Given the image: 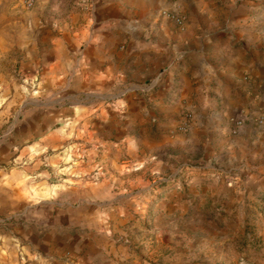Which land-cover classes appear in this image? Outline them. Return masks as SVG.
Wrapping results in <instances>:
<instances>
[{
  "label": "crops",
  "instance_id": "1",
  "mask_svg": "<svg viewBox=\"0 0 264 264\" xmlns=\"http://www.w3.org/2000/svg\"><path fill=\"white\" fill-rule=\"evenodd\" d=\"M49 1L39 0L42 14ZM72 1L66 29L42 26L21 51L23 86L37 97L27 103L16 134L8 141L7 133L0 136V214L7 213V191L15 205L22 200L13 175L36 174V165L52 159L34 156L32 146L62 147L70 130L105 147L135 145L149 129L159 137L149 156L158 160L156 168L176 159V151L185 152L184 165L198 164L183 173L189 192L177 199L176 192L166 194L137 218L147 223L142 238L104 232L98 207L106 202L87 201L90 208L75 220L95 224L88 232L44 234L39 241L56 244L64 264H217L219 254L234 255L237 221L264 214V128L253 121L264 111V0ZM13 2L7 0L8 13ZM189 110L190 129L180 131ZM235 119L247 120L237 135L230 128ZM93 153L78 156L90 161ZM15 156L39 161L7 170ZM83 162L96 176L116 168L97 172ZM38 232L21 235L30 254L37 252L31 246Z\"/></svg>",
  "mask_w": 264,
  "mask_h": 264
},
{
  "label": "rangeland",
  "instance_id": "2",
  "mask_svg": "<svg viewBox=\"0 0 264 264\" xmlns=\"http://www.w3.org/2000/svg\"><path fill=\"white\" fill-rule=\"evenodd\" d=\"M13 4L14 11L8 13L7 0H0V136L7 133V141L16 134L27 103H32L37 97L26 92L23 86L26 83L20 76L23 69L21 51H26L35 43V35L42 26L51 28L53 23H57L59 28L66 29L72 18L68 10L74 6L72 0H50L42 14L38 8L39 2L32 9L25 8L20 0H14ZM55 10L56 13H53ZM187 113L194 116L189 110L182 114V118ZM177 129L179 130V126ZM71 131L69 141L62 147L45 145L30 148L34 156H40L41 152L52 158L44 164L36 165V174L24 173L21 178L13 175L16 182L14 190L22 200L19 205H15L9 199L7 191V213L0 214V264H64V260L61 261V258L56 256V244L49 246L40 242L39 238L44 234L88 232L90 225L95 224L84 223L83 220L78 223L75 220L76 215L90 208L91 205L87 204V201L106 202L98 207L101 209L103 229H106L104 232L112 235L113 231L117 230L127 233L122 235L125 239H130L133 234L142 238L147 223L139 224L137 218L148 215L154 207V202L156 204L160 199H164L166 194L169 198L171 192H176L174 199H177L180 192H189V182L182 179L183 173L187 172V168L193 169L191 167L198 164L184 165L181 155L185 152L176 151L173 154L176 159L171 158L169 154L170 162L157 163L159 167L156 168L154 162L158 160H149L150 154L153 153L151 141L159 138L154 137L155 132L149 129L145 130V133L141 131V141L135 145L125 143L105 147L99 142H84L81 135L77 137V132ZM110 131L116 135V129H107V132ZM89 150H93L95 156L90 161L86 157L84 159L83 156H78V153L85 154ZM103 152L107 154L106 159L100 157ZM117 152L121 155L119 160L115 158ZM27 159L26 161L25 158L15 156L7 165V170H23L39 161L35 158ZM83 161L86 167L92 166L97 172L98 168L105 165L116 168L114 171L110 170V173L104 172L103 175H91L84 169ZM45 171L48 173L37 175ZM79 186L81 189H78ZM7 189L11 190L9 185ZM240 219L236 226L234 255L219 254L215 262L264 264V214L249 215L247 219ZM189 228L192 229V235H195L194 226ZM36 230L39 231L37 244L31 248L36 247L37 252L30 254L26 252L21 235L24 232L36 234Z\"/></svg>",
  "mask_w": 264,
  "mask_h": 264
},
{
  "label": "built area",
  "instance_id": "3",
  "mask_svg": "<svg viewBox=\"0 0 264 264\" xmlns=\"http://www.w3.org/2000/svg\"><path fill=\"white\" fill-rule=\"evenodd\" d=\"M173 1H178V0H173ZM22 5L27 8V9H32L35 7V5L39 2V0H20ZM165 16L171 18L174 20L177 24L182 25L183 24V18L180 16H177L175 14H172L170 12H164L163 13ZM36 88V86H34ZM194 119V116L192 113H187L185 114L183 121L181 122L179 126V130L183 132H187L190 129L192 120ZM253 121L257 126L260 128H264V111L259 112L253 117ZM247 120L245 119H235L231 121L230 128L231 132L233 135H237L242 128L246 125Z\"/></svg>",
  "mask_w": 264,
  "mask_h": 264
}]
</instances>
